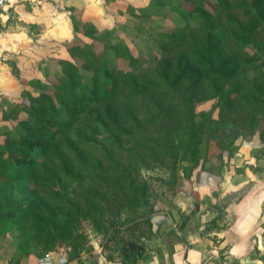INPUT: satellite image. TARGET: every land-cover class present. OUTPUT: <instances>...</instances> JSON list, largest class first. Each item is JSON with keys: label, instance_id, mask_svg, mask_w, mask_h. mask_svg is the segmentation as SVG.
Wrapping results in <instances>:
<instances>
[{"label": "trees", "instance_id": "16d2710c", "mask_svg": "<svg viewBox=\"0 0 264 264\" xmlns=\"http://www.w3.org/2000/svg\"><path fill=\"white\" fill-rule=\"evenodd\" d=\"M182 1L190 8L179 9L185 26L156 33L151 61L69 8L73 31L91 43L67 48L60 74L38 91L23 90L17 103L2 97V121L17 123L0 144V229L17 256L69 247L80 257L90 246L76 224L87 220L112 239L125 227L121 263L136 264L145 241L158 236L143 170L164 171L173 191L212 147L230 155L238 138L257 134L256 157L264 155V0ZM110 52L129 69L110 66ZM7 65L20 79L17 64ZM208 101L215 119L196 110Z\"/></svg>", "mask_w": 264, "mask_h": 264}, {"label": "rangeland", "instance_id": "374dc122", "mask_svg": "<svg viewBox=\"0 0 264 264\" xmlns=\"http://www.w3.org/2000/svg\"><path fill=\"white\" fill-rule=\"evenodd\" d=\"M142 1L139 0L137 3L141 4ZM152 1L146 0L145 7H127L125 14L121 13L122 18L113 20L114 26L110 28L111 43L126 45L134 58L139 61H151L152 57L159 53L156 33L177 31L185 26L186 21L179 14L180 6L181 9L190 10L182 0L168 1L164 7H156ZM121 3L119 10H124L125 0ZM196 21L197 17H193L189 23L195 25ZM8 22L4 27L0 25V35L9 30V36L15 38L19 45L25 44L27 49L18 54L14 53L10 59L2 57L0 60L5 65L8 61L14 60L19 69L21 67L22 87H25L26 82H31L32 91H38L60 74L59 61L66 60L67 48L91 43L90 39L74 31L66 40L35 41L37 39V36H33L35 28H28V33L33 34L31 42L23 41L19 37L22 36V30L14 25L16 20ZM9 36L7 35L6 38ZM101 47L102 45L94 47L95 51H100ZM108 58L110 66L129 69L127 61L115 58L111 52L108 53ZM6 93L7 91H4V94ZM213 105L214 101L204 102L199 104L196 110L198 112L211 110L215 119L217 110H212ZM16 123V121L12 122V126ZM234 145L236 148L232 147L230 155L212 147L208 161L203 165L200 162L191 180L180 181L173 191L166 185L169 179L161 169L141 172V178L150 186L152 228L160 226L158 235L163 237L176 232L188 247L198 242H210L208 247L211 250V261L217 259L223 262L227 257L230 260L229 264H238L237 258L241 254L263 261L264 155L256 157L263 144L256 134L250 139L240 137ZM234 208L236 214L231 211ZM246 212H252L254 226L244 238H240L230 229H233L235 222L243 218ZM154 220L157 221L156 224ZM76 225L77 231L87 237L88 246L97 243L108 260L121 261V250L130 239L125 227H120L117 239H112L110 231L106 234L98 233L87 220H81ZM137 230L147 234L145 224L137 225ZM160 230L163 233H160ZM59 252L64 256H70L69 247H63ZM216 264L220 263L216 262Z\"/></svg>", "mask_w": 264, "mask_h": 264}, {"label": "crops", "instance_id": "0c3cea01", "mask_svg": "<svg viewBox=\"0 0 264 264\" xmlns=\"http://www.w3.org/2000/svg\"><path fill=\"white\" fill-rule=\"evenodd\" d=\"M122 1L123 0H11L0 14V25L4 27L5 23L8 21L16 20L14 25L22 30V36L19 37L23 41L27 40L31 42V35L33 34L30 35L28 33V28H35V35H33L37 36L35 41H45L47 39L55 41L66 40L70 38L68 36H72L73 33L70 20L71 13L68 11L69 8L74 9L73 15H76L82 22L90 23L99 30L101 28H112V26H114L113 20L115 21L122 18L121 13L125 14L127 7L130 6L135 8L145 7L147 5L146 0H143L141 4L137 3L139 0H125L124 10H119ZM9 23L10 22H8V24ZM7 35L9 36V30L3 35H0V59H2V57H5L4 59H10L14 53L18 54L27 49L25 44L24 46L19 45L15 41V38L11 36L6 38ZM67 58L68 56L65 59ZM1 61L2 60H0V101L3 97L7 98V100L12 103H17L20 100L21 92L23 90L32 91V88L27 85L22 87L20 79H16L10 75V68ZM4 91H7V93L4 94ZM11 127L12 122L2 121V114L0 112V144H3L5 136L8 134L7 132ZM231 211L233 214H236V212H234L235 208ZM252 215V212L244 213V217L239 218L235 222L233 229L231 228L230 230L237 233L238 237L244 238L254 226ZM160 228V226L159 228L153 226L152 230H158L159 233ZM230 230H228V232ZM160 233L163 232L160 230ZM158 236L159 237L156 236V239H152L153 242L151 240L145 241L146 251L136 264H216V262L220 264H229L230 262L227 257L224 258L223 262L217 259L211 261V250L208 247L210 242L208 241L198 242L188 247L186 243L176 235V232H171L166 237L160 234ZM47 253H50L51 259L55 264H58L60 256H64L59 250H52ZM261 254H263V252ZM42 257V255L39 256L36 254H31L27 257L17 256L10 235L2 232L0 229V264H38V260ZM64 257L67 260V264H122L119 259H115L114 261L108 260L104 253L101 252L97 243H92L88 250L82 251L80 257ZM237 259L238 264H264V259L263 261L260 259H253L242 254Z\"/></svg>", "mask_w": 264, "mask_h": 264}, {"label": "built area", "instance_id": "2783aa9c", "mask_svg": "<svg viewBox=\"0 0 264 264\" xmlns=\"http://www.w3.org/2000/svg\"><path fill=\"white\" fill-rule=\"evenodd\" d=\"M11 0H0V14L2 10L10 3ZM38 264H55L52 259L50 253H46L41 259L38 260ZM58 264H67V260L64 256H60L58 260Z\"/></svg>", "mask_w": 264, "mask_h": 264}, {"label": "water", "instance_id": "95a60500", "mask_svg": "<svg viewBox=\"0 0 264 264\" xmlns=\"http://www.w3.org/2000/svg\"><path fill=\"white\" fill-rule=\"evenodd\" d=\"M154 223L156 224V223H157V221H155V220H154Z\"/></svg>", "mask_w": 264, "mask_h": 264}]
</instances>
